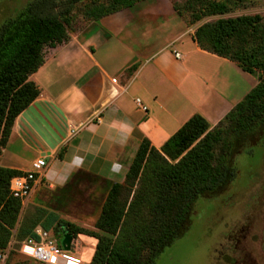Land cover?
<instances>
[{
    "label": "trees",
    "instance_id": "obj_1",
    "mask_svg": "<svg viewBox=\"0 0 264 264\" xmlns=\"http://www.w3.org/2000/svg\"><path fill=\"white\" fill-rule=\"evenodd\" d=\"M82 1L30 0L0 22V153L15 118L40 93L29 76L43 64L44 47L68 41L66 26ZM87 1L84 14L97 21L136 0ZM172 7L187 26L196 25L192 39L201 49L246 73L257 72V82L213 127L194 113L160 148L143 138L123 181L108 188L94 229L48 213L40 225L52 234H69L72 249H80V244L73 248L80 236L96 240L89 264H152L177 237L196 200L215 195L235 176L229 158L234 139L247 144L264 135V14L223 16L231 8L218 0ZM208 16L218 17L197 24ZM21 173L0 165V249L15 236L17 252L40 223L27 213L21 218L22 202L10 194L9 180Z\"/></svg>",
    "mask_w": 264,
    "mask_h": 264
},
{
    "label": "crops",
    "instance_id": "obj_2",
    "mask_svg": "<svg viewBox=\"0 0 264 264\" xmlns=\"http://www.w3.org/2000/svg\"><path fill=\"white\" fill-rule=\"evenodd\" d=\"M129 9L105 15L90 22L87 28L97 22L109 27L111 21H106L109 16L114 18L112 21H126L131 17L124 14ZM177 17L184 30L155 49L137 52L130 45L135 42L120 38L121 33L89 34L80 41L77 32L44 53L43 64L29 76L39 86L40 93L15 118L0 153V165L22 172L30 169L34 159L45 158L46 166L27 199L30 208L42 206L41 199L38 203L32 200L43 184L55 191L76 178L77 186L83 190L84 180L91 176L92 183L86 182V192L94 186V181L104 184L105 192L108 191L113 182L123 181L143 138L160 148L191 116L190 105L210 124L211 114L225 116L255 85L246 88L248 73L241 70L242 85H235L231 92L237 94L245 88L243 95L231 105L224 96L220 98L212 77L191 62L193 53L205 57L217 55L201 49L192 39L196 25L187 26ZM187 34L193 48L182 53L175 46ZM75 46H79L80 57L65 61L64 53L70 55ZM175 52L181 57L177 58ZM136 98L146 106L145 111L137 107ZM44 131L52 137L53 145ZM28 152L31 155L26 157ZM22 211L21 218L25 213ZM42 221L36 227H42Z\"/></svg>",
    "mask_w": 264,
    "mask_h": 264
},
{
    "label": "rangeland",
    "instance_id": "obj_3",
    "mask_svg": "<svg viewBox=\"0 0 264 264\" xmlns=\"http://www.w3.org/2000/svg\"><path fill=\"white\" fill-rule=\"evenodd\" d=\"M28 1L30 0H0V22L4 18L15 14ZM185 1L136 0L135 4L130 9L128 8L129 11L124 13L131 16L126 21H112L113 17L109 16L106 17V21L107 19L111 21L109 27L107 25L101 26L97 22L96 25L87 28L90 22L93 21L84 14V9L88 2L84 0L74 8L71 21L66 27L69 38L70 35H76L77 32H80V41L83 38L86 39L85 37L89 34L106 36L104 35L105 31L115 35L121 33L119 35L120 38L127 39L129 42L133 40L135 44L130 45L136 47L137 52H143L145 49L160 47L170 40L174 34L184 30L183 24L173 11L171 4L174 2L182 5ZM218 1L225 2L231 8L230 12L223 16L247 13L264 14V0ZM217 17H205L197 24ZM57 44L45 46L44 53ZM175 47L182 53L187 50L191 51L193 48L191 37L188 34L185 35L181 40L177 41ZM64 54L67 58L65 61H70L76 56L80 57L81 52L79 46H75V50L70 55ZM191 57V62L197 63L202 73L212 77V82L220 90L218 96H224L227 103L231 105L236 102L235 99L237 97L239 98L243 95L245 88L241 92L238 91L237 94L234 93L235 91L231 92L235 85L240 87L242 85L241 81H243L241 77L243 72L234 62L228 59H221L222 57L220 58L218 55L216 57H205L198 55V53H193ZM245 76L247 79L246 88L257 82V72L248 73ZM218 96H216L217 100L219 99ZM193 109L192 105H190L188 111L192 112L191 116L195 113ZM223 118L224 116L221 117L218 113L211 114L209 120L211 127ZM44 134L46 139L53 145L54 142L50 134L45 131ZM263 136L262 134L257 135L247 144L246 141L234 139L229 158L230 162L234 164L235 176L220 188L215 195L196 200L191 215L193 217L192 225L188 231L164 247L152 264H214L216 254L213 252V246L218 237L221 239L218 236L219 232L228 227L229 224L240 222L242 218L248 217L251 212H256L257 206H255V203L257 198L264 199ZM30 155V152L26 153V157ZM90 178L91 176H88V180H84L83 190H80L77 186L76 178L64 185V187L61 185V187L56 188L55 191L49 189L45 184L41 185L35 193L36 196L32 202L38 203L41 199L43 201L42 206L30 208V202L25 200L22 204V213L30 214L29 217L33 219L39 217V219L44 220L48 213L56 212L63 219L77 224L82 223L85 227L94 229V223L107 191L105 192L106 187L104 184L94 181V186L86 192V182L88 185L92 183ZM54 236L62 253L78 259L80 264H89L95 246L93 238L80 236L75 239L73 248H75V245L80 244V252H75L73 251L74 249H71V246L69 249L65 248L66 239L72 241V237L69 234L60 231ZM10 243L8 257L4 264H40L17 252L15 249L17 246L15 236Z\"/></svg>",
    "mask_w": 264,
    "mask_h": 264
},
{
    "label": "flooded vegetation",
    "instance_id": "obj_4",
    "mask_svg": "<svg viewBox=\"0 0 264 264\" xmlns=\"http://www.w3.org/2000/svg\"><path fill=\"white\" fill-rule=\"evenodd\" d=\"M264 143V139L262 141ZM256 212L220 231L213 246L214 264H264V199L257 198ZM192 211L176 235H183L192 225ZM173 239L172 241L176 240Z\"/></svg>",
    "mask_w": 264,
    "mask_h": 264
},
{
    "label": "built area",
    "instance_id": "obj_5",
    "mask_svg": "<svg viewBox=\"0 0 264 264\" xmlns=\"http://www.w3.org/2000/svg\"><path fill=\"white\" fill-rule=\"evenodd\" d=\"M175 56L180 58L181 54L175 52ZM112 81H116V78H112ZM135 102L143 111L146 110V106L142 104L139 98H136ZM45 166V158L38 157L31 162L29 170L11 177L8 186L10 194L19 198L23 204L31 195L38 181V176L42 174ZM10 245L11 243L6 248L0 249V264H4L8 257ZM18 251L20 254L40 264H80L78 259L62 253L54 234L42 227H36L34 229V236L22 240Z\"/></svg>",
    "mask_w": 264,
    "mask_h": 264
},
{
    "label": "water",
    "instance_id": "obj_6",
    "mask_svg": "<svg viewBox=\"0 0 264 264\" xmlns=\"http://www.w3.org/2000/svg\"><path fill=\"white\" fill-rule=\"evenodd\" d=\"M67 234V233H66ZM72 239V238H71ZM71 246V240H69V239H66V241H65V248L66 249H69V247Z\"/></svg>",
    "mask_w": 264,
    "mask_h": 264
}]
</instances>
